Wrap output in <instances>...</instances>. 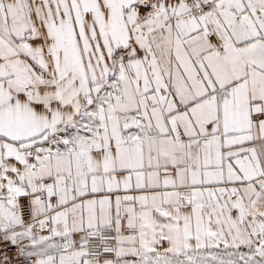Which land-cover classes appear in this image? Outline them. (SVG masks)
<instances>
[{
    "label": "snow or ice",
    "instance_id": "obj_1",
    "mask_svg": "<svg viewBox=\"0 0 264 264\" xmlns=\"http://www.w3.org/2000/svg\"><path fill=\"white\" fill-rule=\"evenodd\" d=\"M0 264H264V0H0Z\"/></svg>",
    "mask_w": 264,
    "mask_h": 264
}]
</instances>
